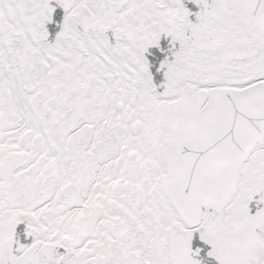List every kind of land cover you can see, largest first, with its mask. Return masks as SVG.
<instances>
[{"label":"snow or ice","instance_id":"1","mask_svg":"<svg viewBox=\"0 0 264 264\" xmlns=\"http://www.w3.org/2000/svg\"><path fill=\"white\" fill-rule=\"evenodd\" d=\"M0 264H264V0H0Z\"/></svg>","mask_w":264,"mask_h":264}]
</instances>
